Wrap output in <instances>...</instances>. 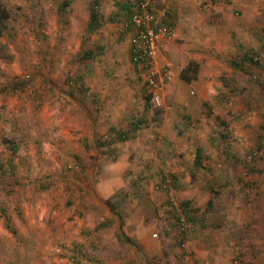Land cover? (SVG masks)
I'll return each instance as SVG.
<instances>
[{
	"label": "rangeland",
	"instance_id": "374dc122",
	"mask_svg": "<svg viewBox=\"0 0 264 264\" xmlns=\"http://www.w3.org/2000/svg\"><path fill=\"white\" fill-rule=\"evenodd\" d=\"M92 1L103 22L88 34ZM156 2L174 32L155 55L172 74L159 108L144 106L127 36L106 19L112 0H0V264H135L71 247H123L141 220L158 264L180 252L177 264H264V0ZM244 52L259 65L231 68ZM191 62L184 83L174 75ZM140 120L135 141L109 133ZM164 178L188 233L155 189Z\"/></svg>",
	"mask_w": 264,
	"mask_h": 264
},
{
	"label": "built area",
	"instance_id": "2783aa9c",
	"mask_svg": "<svg viewBox=\"0 0 264 264\" xmlns=\"http://www.w3.org/2000/svg\"><path fill=\"white\" fill-rule=\"evenodd\" d=\"M132 11L133 14L129 21L121 25V30L128 33V59L148 88L150 105L159 108L161 104L159 91L171 81V74L164 66L154 68L156 48L162 41L172 39L174 32L165 26L152 27L154 22L153 0H134ZM255 155L257 153L252 154V156ZM170 187V181L164 178L155 189L159 188L166 194L168 198L166 206L172 216L170 218L173 224L180 232L188 233L190 231L188 222L181 213L180 204H176L171 198ZM179 248L187 257L190 256L189 251H185L183 247Z\"/></svg>",
	"mask_w": 264,
	"mask_h": 264
},
{
	"label": "crops",
	"instance_id": "0c3cea01",
	"mask_svg": "<svg viewBox=\"0 0 264 264\" xmlns=\"http://www.w3.org/2000/svg\"><path fill=\"white\" fill-rule=\"evenodd\" d=\"M133 1L134 0H112V5L114 6V13L113 15H110L109 17H107L106 19L109 20V21H118L119 23V27L121 29V25L122 23H125L127 21H129V18L131 17V13L133 12L132 9H133ZM66 4H68L66 1H64ZM63 2V3H64ZM63 3L61 4L60 7H63ZM64 3V4H65ZM91 3H94L96 4L95 2H91ZM160 5L158 4V2H156V0H153V13H154V22H153V25L152 27L153 28H158V27H161V26H165L169 29H171V26H170V23L169 21H166V16H168V11H164V9L162 11H160ZM100 11L98 10V16H99V26L102 25V17L99 13ZM164 12V13H163ZM105 19V20H106ZM104 20V19H103ZM172 30V29H171ZM173 31V30H172ZM125 35V38H126V42L128 44V33L127 32H124ZM123 36L124 34L122 33V30H121V33ZM121 37V36H120ZM167 41H162L156 48V54L157 57L158 56H161L162 53H164L165 51V48L167 47ZM155 59H156V56H155ZM158 61V60H157ZM162 67L161 65H157L156 63V60H155V64H154V68L155 69H158ZM178 68V71L175 72L176 75L174 76H178L180 70L182 67H177ZM170 72V71H169ZM171 74V72H170ZM172 76V74H171ZM195 103V102H194ZM196 104V103H195ZM200 103H198L199 105ZM184 105V104H183ZM188 107V105H187ZM142 120H140L141 122ZM131 128V126L129 127V129ZM129 129H125L123 131H118V130H114L115 132L117 133H123V134H126L128 133V136H127V139L123 141V143H127V142H130V141H135L137 138H136V133L138 132V129L133 132V133H130L129 132ZM138 146H140L139 144H137ZM127 147V145H125V148ZM195 152V151H194ZM123 155L120 154V159H122ZM122 157V158H121ZM193 159H194V155H193ZM156 205V204H155ZM151 207L149 206V208H146V211H148ZM135 214H137L136 212H134ZM144 213H142V216ZM139 218V217H138ZM127 220H129V224H132V221H130V218H128ZM77 222V221H76ZM142 227L139 226V229L137 230L138 228V225L136 226H133V228H135V232H131V233H126L124 236L127 237V239H124L123 241L122 240H118L119 242L121 241V245L123 247H83L82 249H80V247H71L72 251L74 252H93L94 254H97V253H100L101 251L106 253L109 251V249H116V251H119L120 253H130V252H134V263L135 264H158V262L161 260V256H160V253H155L156 254V261L155 260H152L150 259V255L152 254V252L155 251L156 247H144L145 244H146V236H145V231H146V227L144 226L143 224V220H141V222L139 223ZM64 236H68V233H65L63 232ZM101 241V238H99V242ZM190 241H188L189 243ZM192 248V257L194 259H196L195 261L199 260V261H202L203 260V257H202V253L199 251V249L197 247H191ZM82 250V251H81ZM138 253L142 254V253H148L149 255L144 258L145 260H143L142 258L139 257ZM181 253V252H180ZM179 254V257H176L173 260V264H177L175 261H177V259H180V261L182 263L186 262V259L181 256ZM122 258V259H121ZM120 259L122 260V264H126L124 261L126 259H123V254L120 255ZM184 259V260H183ZM124 260V261H123ZM170 260H166L165 261V264H168ZM189 264V262H187ZM161 264H164V262H162Z\"/></svg>",
	"mask_w": 264,
	"mask_h": 264
},
{
	"label": "trees",
	"instance_id": "16d2710c",
	"mask_svg": "<svg viewBox=\"0 0 264 264\" xmlns=\"http://www.w3.org/2000/svg\"><path fill=\"white\" fill-rule=\"evenodd\" d=\"M63 7H65L66 5L63 3L62 5ZM97 4H94V3H91V6L89 7V12H88V18H87V22H86V26H85V31L88 33V34H91L93 33L95 30H97L100 26H99V14H98V8H97ZM60 12H63L64 8L62 9H58ZM133 14V12L131 13ZM8 18V15H7V12L5 11L4 8L0 7V32L2 30H4V24H5V21L7 20ZM100 50V49H99ZM92 54L90 52H84L82 57L85 59V60H90L92 57ZM129 60V59H128ZM259 58L250 54V53H247V52H244L241 56V59H240V63L237 64L235 62H231L230 65H231V68H234V69H240V70H244L243 66L245 64L249 65V64H253V65H259ZM130 62V61H129ZM131 64V63H130ZM260 67H262V65H260ZM196 75V72H197V65L195 63H189L185 66V68H183L182 70H180L179 74H178V79L184 83H189L192 79L190 77H187L186 76V73L189 72ZM149 94H147L145 97H144V106H146L148 103H149ZM140 121L138 122H135L134 124H131V128L129 129V132L130 133H133L135 132L138 127H139V123ZM114 130L113 129H109V133H112ZM113 136H114V141L115 142H118V143H121L123 142L124 140L127 139V136H128V133L126 134H123V133H117V132H114L113 133ZM110 143H107V142H104V143H99L97 144V147H102V146H108ZM15 149L16 147L12 145V147L9 149L12 153L15 152ZM201 160V150L199 149H195V152H194V159H193V166L195 167H198L200 166L199 165V162ZM10 170V167L8 168ZM162 180V179H161ZM208 204V203H207ZM108 205V204H107ZM186 206V203H182L181 207H185ZM110 209V208H109ZM187 221H188V218H189V211L187 212H183ZM117 215H115L116 217ZM118 220L121 219V217L118 215ZM190 221V219H189Z\"/></svg>",
	"mask_w": 264,
	"mask_h": 264
}]
</instances>
